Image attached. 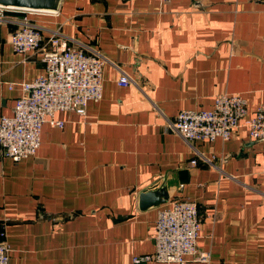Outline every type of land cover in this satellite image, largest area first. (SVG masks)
<instances>
[{
  "label": "crops",
  "instance_id": "obj_1",
  "mask_svg": "<svg viewBox=\"0 0 264 264\" xmlns=\"http://www.w3.org/2000/svg\"><path fill=\"white\" fill-rule=\"evenodd\" d=\"M24 21L43 42L58 33L107 63L101 100L84 116L56 113L63 128L44 123L35 156L14 163L0 150L9 264H161L150 259L155 222L173 200L195 202L197 246L210 254L184 264H264L262 145L245 127L226 142L169 128L225 93L243 96L249 114L264 105V0H61L56 13H11L0 22V118L44 73L40 51L10 44ZM162 184L168 203L139 210L140 193Z\"/></svg>",
  "mask_w": 264,
  "mask_h": 264
},
{
  "label": "built area",
  "instance_id": "obj_2",
  "mask_svg": "<svg viewBox=\"0 0 264 264\" xmlns=\"http://www.w3.org/2000/svg\"><path fill=\"white\" fill-rule=\"evenodd\" d=\"M168 3L170 0H160ZM28 11L0 7V22L11 13ZM37 26L24 21L10 35L16 53L41 52L44 73L31 82L20 84L12 115L0 118V150L14 163L36 155L41 145L44 123L63 128L64 122L55 119L58 112L86 114L89 102L102 98V76L106 59L97 52L68 46L58 33L43 42ZM120 86L129 85V78L119 79ZM13 88V84L9 85ZM245 127L251 140L264 149V105L249 114L247 100L238 94H222L214 98L210 110H182L169 123V128L187 142H226ZM191 165L196 164L192 160ZM264 175V169H263ZM201 229L195 202L173 200L158 211L155 222V252L150 258L161 264H184L187 257L206 263L210 254L199 250L197 240ZM9 246L5 232L0 230V264H9ZM147 259V258H145ZM140 259L135 258L138 263Z\"/></svg>",
  "mask_w": 264,
  "mask_h": 264
},
{
  "label": "water",
  "instance_id": "obj_3",
  "mask_svg": "<svg viewBox=\"0 0 264 264\" xmlns=\"http://www.w3.org/2000/svg\"><path fill=\"white\" fill-rule=\"evenodd\" d=\"M61 0H0V7L14 10L56 13ZM169 201V193L164 184L154 190H146L139 195V210L147 211L165 205Z\"/></svg>",
  "mask_w": 264,
  "mask_h": 264
}]
</instances>
